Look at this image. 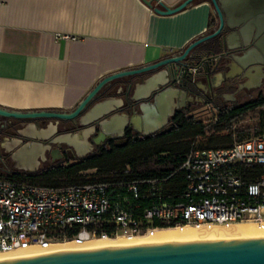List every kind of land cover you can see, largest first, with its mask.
I'll use <instances>...</instances> for the list:
<instances>
[{
	"label": "crops",
	"instance_id": "0c3cea01",
	"mask_svg": "<svg viewBox=\"0 0 264 264\" xmlns=\"http://www.w3.org/2000/svg\"><path fill=\"white\" fill-rule=\"evenodd\" d=\"M153 1L156 7L162 3L174 8L185 0ZM213 11L209 0H197L166 17L140 0H0V107L72 111L104 78L177 56L212 32ZM232 43L236 47L238 40L231 37ZM231 73L243 71L232 64ZM215 78L221 83L223 76ZM129 81L116 82V96L99 100L88 112L97 107L102 114L111 113L110 133L120 134L125 118L131 121L128 128L144 131L138 120L142 113L119 110L127 99L144 108L151 90H161L170 79L166 68L159 69L133 80L125 96L121 86ZM169 102L163 98L164 107ZM14 142L9 157L25 164L34 161L21 154L19 141ZM36 160L40 166L47 164L40 157Z\"/></svg>",
	"mask_w": 264,
	"mask_h": 264
},
{
	"label": "built area",
	"instance_id": "2783aa9c",
	"mask_svg": "<svg viewBox=\"0 0 264 264\" xmlns=\"http://www.w3.org/2000/svg\"><path fill=\"white\" fill-rule=\"evenodd\" d=\"M181 171L187 186L175 204L164 201L166 180L48 189L0 178V253L153 236L161 230L155 222L176 228L249 222L264 229V134L228 149L192 150Z\"/></svg>",
	"mask_w": 264,
	"mask_h": 264
},
{
	"label": "water",
	"instance_id": "95a60500",
	"mask_svg": "<svg viewBox=\"0 0 264 264\" xmlns=\"http://www.w3.org/2000/svg\"><path fill=\"white\" fill-rule=\"evenodd\" d=\"M140 1L156 14L166 17L182 12L197 0H185L174 8H169L162 3H159L156 7L153 0ZM209 2L218 19L217 28L193 41L179 55L149 66L119 72L104 78L72 111L19 112L0 107V117L16 121H74L86 112L112 84L125 78L133 81L162 68H166L168 73H172L173 83H181L180 73L188 68H195L196 63L200 62L203 75L210 77L215 72L213 66L216 57L199 53V48L214 40H219V45L227 57L231 56V52L241 49L243 45L242 49L245 53L242 56L233 58L234 64H237L243 72L246 71L248 74L256 72L260 78L264 77V0H209ZM227 30L231 33L225 37L224 34ZM231 37L238 40V45L234 48L230 44ZM248 46L252 47L249 50H244ZM168 86L169 83L161 87V90H151L149 98L152 99V102L142 108L144 109L142 117L138 119L145 129L142 132L140 131L143 136L157 133L167 125L168 118L174 116L175 105H172L171 101L177 100L180 91L167 88ZM132 87L133 82L130 88ZM167 97L170 98V102L164 107L162 101L163 98ZM110 114H102L95 107L84 118L83 124L85 126L94 124L108 130L109 123L103 118ZM121 123L120 134L125 132L131 121L125 118L121 120ZM168 130H171V128ZM50 134L48 131H35L31 142L20 147L21 154L31 156L34 161L25 164L15 159L18 163V169L34 174L39 172L40 168V162H37V158L40 157L42 162L48 161L50 155L54 161L57 158H62L60 149L52 151L50 144H54V142H48ZM107 135H109L108 132L103 133L101 135L102 140H105ZM41 140L48 143H41ZM56 142H64L74 147L77 155L81 158L85 157L87 152H80L83 145L87 150L91 148L86 141L82 142L77 135L60 137ZM0 264H264V240L138 246L47 255Z\"/></svg>",
	"mask_w": 264,
	"mask_h": 264
},
{
	"label": "trees",
	"instance_id": "16d2710c",
	"mask_svg": "<svg viewBox=\"0 0 264 264\" xmlns=\"http://www.w3.org/2000/svg\"><path fill=\"white\" fill-rule=\"evenodd\" d=\"M257 113L259 122L254 128H236L248 115ZM213 115L214 120L205 124L191 111L178 112L173 129L167 134L130 138L123 146L112 144L84 159L60 163L34 174L12 172L0 178L48 189L118 183L140 186L149 180H166L164 201L180 203L187 186L181 168L192 150L228 149L264 134V94L240 104L221 106ZM125 195L121 193L120 198ZM130 199L142 209L149 205L143 198ZM154 226L161 230L176 228L160 222Z\"/></svg>",
	"mask_w": 264,
	"mask_h": 264
},
{
	"label": "flooded vegetation",
	"instance_id": "af4514ba",
	"mask_svg": "<svg viewBox=\"0 0 264 264\" xmlns=\"http://www.w3.org/2000/svg\"><path fill=\"white\" fill-rule=\"evenodd\" d=\"M210 33V32H209ZM231 31H225V37L229 35ZM219 40H214L207 43L199 48V53H206L210 57L215 56V72L210 77H205L202 73V67L200 62H197L195 68H188L183 70L180 75L181 83H173V75L169 72V86L167 88H174L180 91V94L176 102H171L175 105L174 116L168 118V123L166 126L161 128L157 133L153 134H167L173 129V119L178 112H189L194 109L204 108L203 112H216L217 108L221 106H227V104H240L241 98H244V102L249 101L261 95L264 89V77H259L258 73L252 72L248 74L246 71L240 75H235L231 73L232 64L235 63L233 58L242 56L245 51H243V45L241 49L231 52V56L227 57L219 45ZM253 44V43H252ZM234 45L232 43V46ZM252 46H248L244 50H249ZM200 66V67H199ZM196 69V73L193 74L192 70ZM221 74L223 76L222 82L219 83L215 78V75ZM248 75V76H247ZM132 81L123 84V94L128 95ZM119 89L116 84L109 86L103 93V95L95 102L93 105L84 112L79 118L74 121H55V120H37V121H16L2 118L0 122V149L9 151L11 146H14V141H19L20 145L28 144L33 139L34 131H48L50 132V137L48 142H54L50 144L52 151L60 149L62 158H57L55 161L52 160L51 155L47 161V168L64 163L75 161L78 159H84L88 156L96 154L102 148L108 147L110 145L123 146L130 138L138 139L149 136H143L140 132L138 133L134 128H127L122 134L110 133L109 129L104 130L103 128L89 124L85 126L83 124L84 118L87 116L88 112L94 105L99 102V100H106L107 98L115 97L117 90ZM152 102L151 98L147 99V104ZM120 113L134 114L142 113V108L140 105L132 103L130 99H127L126 104L123 108L119 110ZM112 114L103 118V120H109ZM194 116V114H192ZM197 117V116H195ZM44 128V129H43ZM171 128V130H168ZM168 130V131H167ZM167 131V132H166ZM108 132L105 140H102L101 135ZM66 135H77L80 137L82 142L86 141L90 145V149L87 150L84 147L80 152H86L85 157H79L76 153L74 147L69 146L64 142H56L60 137ZM85 136V139H84ZM151 136V135H150ZM34 141V140H33ZM41 143H48L44 140ZM8 155V154H7ZM44 166V165H43ZM18 173H27L25 171H18Z\"/></svg>",
	"mask_w": 264,
	"mask_h": 264
},
{
	"label": "bare ground",
	"instance_id": "6f19581e",
	"mask_svg": "<svg viewBox=\"0 0 264 264\" xmlns=\"http://www.w3.org/2000/svg\"><path fill=\"white\" fill-rule=\"evenodd\" d=\"M243 240H264V229L257 228L253 223H238L229 226L208 225L200 228L184 226L174 229L158 230L153 236L97 238L82 245H77L73 242L58 243L43 253L38 249L0 253V263L73 252H90L151 245H177Z\"/></svg>",
	"mask_w": 264,
	"mask_h": 264
},
{
	"label": "rangeland",
	"instance_id": "374dc122",
	"mask_svg": "<svg viewBox=\"0 0 264 264\" xmlns=\"http://www.w3.org/2000/svg\"><path fill=\"white\" fill-rule=\"evenodd\" d=\"M212 19H213V23H212L211 31L216 29L218 26V19H217V16H216L214 11H213ZM262 92H263L262 94H264V89ZM240 101L244 102V98H241ZM203 109H204L203 107L199 108V109H194V110H191V113L194 114L195 116H197L196 118L198 120L203 121L205 124L211 123L214 120L213 112H211V113L206 112L205 113L202 111ZM258 117H259L258 113L257 114H250L246 117V119L244 121H242L240 124H238L236 126V128H241V129H244V128L246 129L247 127L254 128L259 122ZM1 120H2V118L0 117V122H1ZM253 134H254V131L251 132V135H253ZM17 166H18L17 161L12 159L11 157H9L8 151L6 153L5 150L0 149V176H8L12 172L22 171V170L18 169ZM46 166H47V164L44 166H40L39 171L47 168ZM246 223L250 224L249 222H246Z\"/></svg>",
	"mask_w": 264,
	"mask_h": 264
}]
</instances>
